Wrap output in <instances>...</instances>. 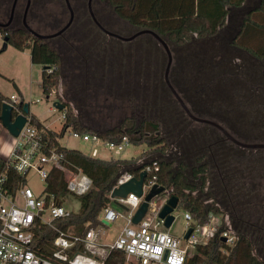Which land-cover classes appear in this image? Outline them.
Returning a JSON list of instances; mask_svg holds the SVG:
<instances>
[{"label":"trees","instance_id":"16d2710c","mask_svg":"<svg viewBox=\"0 0 264 264\" xmlns=\"http://www.w3.org/2000/svg\"><path fill=\"white\" fill-rule=\"evenodd\" d=\"M27 1L29 4L25 25L41 35H50L62 29L69 20L64 23L61 20L69 10L65 0H56L59 11L54 16L39 11L51 0H17L10 23L5 28H0V35L7 38L8 45L20 52L29 49L31 63L43 66L40 86L46 98L51 93H56L59 84L68 88L62 97H58L64 106L62 112H65L62 135L65 129L71 128L80 133H95L102 139L113 142H120L123 137H127L130 144L145 145L148 151L159 152L167 157L168 142L162 136V124L158 119L134 120L130 117L126 120L129 128L122 129L119 126L105 131H101L89 120L88 109L94 97L97 94L109 96L107 93L113 88L120 96L117 88L123 81L113 71L116 56L110 55L114 50L105 52L96 49L97 46L103 47V42L120 41L108 36L95 23L96 21L104 30L119 35L104 23L110 22L108 16L96 15L93 0L90 1L93 17L87 8L89 0H68L72 11L70 25L60 35L42 41L30 35L23 25ZM12 2L13 0H0V23L8 21ZM106 2L118 19L140 31L154 32L169 46L173 56L172 69L174 71L180 68L183 75L181 81L176 73L173 74L175 77H171L170 85L194 117L217 123L239 142L247 141L228 122L230 116L217 118L219 112L215 110V104H221L228 112L230 109L234 111L238 121L243 122L246 118L247 125L251 126L255 124V118L249 110L258 111L257 115L264 114V0H259L257 6L246 12V0ZM143 36L155 40L150 34H141L135 39ZM51 39L55 40L53 47L48 43ZM99 42L102 43L99 45ZM106 55L107 61L111 62L109 67L104 65ZM137 66L140 68V65ZM123 84H126L123 87H133L130 95L137 104H144L148 99L150 87H145V80L142 81L141 76L135 75ZM198 89H201L199 91L202 96ZM123 92L127 93L124 94L127 98L130 91L124 89ZM165 96L180 109L178 113L183 129L187 125L197 124L183 111L168 86ZM5 100L0 94V107ZM23 105L24 102L20 101L18 109L22 110ZM30 123L41 131L48 147L61 153L63 157L64 170L52 168L48 172L45 194L53 195L56 204L64 206V199L71 196L66 189L71 174L80 170L92 182L86 194L76 197L80 210L72 212L57 224L63 231L71 228L72 236L82 239L89 228L96 229L102 225L99 215L111 202L108 195L117 177L124 172L137 177L143 165L137 164L139 158L106 161L61 148L56 142L55 133L43 129L34 117H30ZM215 129L212 127L214 132H219ZM187 131L190 135L187 149L196 158L185 156L187 161H181L180 167H191L190 174L173 169V158L170 156L164 160L150 159L144 163H158L157 184L170 190L171 196L178 200L177 209L190 213L194 224L204 223L213 212L225 215L230 226L225 228L236 238L231 249L219 236L210 239L206 245L195 246L187 264H264V259L258 258L254 253L256 248L264 257V153H213L215 146L222 147L224 144L237 149L224 135L208 145L207 151L212 153H193L196 146L195 133L190 129ZM260 141L264 142L263 139ZM148 153L145 152L143 156ZM206 156L209 157L210 164L203 160ZM3 171L10 188L26 183L24 176L17 175L0 157V174ZM189 176L197 179L200 186L189 181ZM196 190L198 193L194 195ZM54 239L55 234L47 227H41L36 232L34 246L40 252L50 255L54 251ZM223 250H228L227 255H223ZM83 251V242H76L68 252L71 256ZM124 262L125 255L122 252L112 251L105 264Z\"/></svg>","mask_w":264,"mask_h":264},{"label":"rangeland","instance_id":"374dc122","mask_svg":"<svg viewBox=\"0 0 264 264\" xmlns=\"http://www.w3.org/2000/svg\"><path fill=\"white\" fill-rule=\"evenodd\" d=\"M21 1L22 0H20V2ZM258 2L259 0H246L244 8L245 11H242L246 12V10L257 6ZM87 8L89 12V3ZM93 8L94 11L96 10V15H98L99 17L103 15L108 16L110 22L106 21L104 23L107 24L108 29L116 31L120 35V37L129 38L140 31L139 29L132 28L124 21L118 19L116 15L112 13V8L109 6L106 0H93ZM39 11L41 13H51V15L53 16L57 15L59 11L58 4L56 0H51L50 2L45 3L42 10ZM68 20L69 12L67 11V14L63 18V20H61V22L64 23ZM135 38L130 41H122L119 39L120 41L111 43H108V41H106L103 42V47L97 46L96 48L105 52L114 50L110 55V57L116 56V61L113 62V71H116L120 80H123L119 88H117L120 91V96L115 92V88H113L111 89V92L107 93L109 94V96H98L99 94H97L94 97V100L90 102L91 107L88 109V114L90 117L89 120L93 122L96 127L100 128L101 131L109 130L119 126H121L122 129H125L130 127V125L126 122V120L130 117H132L134 120H141L142 118L158 119L162 124V136L168 142V149L166 151V153H168L167 157L170 156L173 158V169H175L176 171L181 170L187 175L190 174L191 167L181 168V161H187L185 159V156L187 157V155L196 158V156L192 155V153L189 152L191 150L187 149V145H189L190 143V135L187 129H190L193 133H195L196 146L195 148H193V153H264V149H245L236 146L230 141L229 142L233 144V146L237 149L230 148L228 144H224V146L222 147L215 146L214 149H212V152L207 151L208 145L211 142L224 137L223 134L220 133V131L214 132L212 130V127L208 128L210 127V125L207 126V124H201L197 122V124L187 125L188 127L186 126V128L183 129L182 125L180 124L182 122L180 120L181 116L178 113V110L180 111V109H178L175 104L172 103L171 99L168 100V98L165 96L167 83L165 81L164 74L168 58L164 48L154 37L153 38L156 41H152L147 36H143L138 40ZM54 41V39L48 40V43L51 47H53ZM101 43L102 42H99V45ZM2 46L3 36L0 35V94L4 97V99L7 100H9L11 96H14L18 100H20V94L18 90L20 88V90L24 91L23 102L24 104L28 105L29 114L43 115L42 117H40V121L44 126L48 128L49 131L57 135L56 142L58 146L67 150L78 151L84 155H90L92 149L95 147L97 149L96 159L106 161H129L139 158V161L144 159L142 160V162H146L150 159H158L160 161L167 158L166 156H162L159 152L148 151V148L145 145L129 144L121 152L108 151L101 145L92 146L91 144L82 141L80 138L72 137L68 134V130H71V128L62 135V129L64 126L62 110L54 108L53 103L59 102L58 97H62V94L65 93L68 88L59 84L56 93L53 92L49 95L48 98H46V95L43 94L40 86L43 66L31 63L29 49L24 50V52H20L15 50L10 45H7V48L5 50H2ZM138 53L142 54L141 57L140 54L137 57ZM105 57L106 61L104 62V65L106 67H109L111 62L109 63L107 61V55ZM171 58L172 61L169 67L168 80L169 82H171V77L173 79L175 77L173 76V74L176 73V75H178L177 77L182 81V71L180 70V68L173 71L172 55ZM136 64L140 65V68ZM114 73L115 72H113V74ZM135 75L141 76L142 81L145 80V87H150V91L148 90V99L144 101V104H137L133 101V97L132 95H130L132 94L133 87H123V85H126L123 84V82L130 81L132 78H134ZM136 84H138V82ZM124 89L125 91H130L128 94L129 98H126V96H124V94H127L126 92H123ZM199 90L201 89H198V91ZM199 93L202 96V92L199 91ZM262 102H264V98L262 99ZM209 107H212V105H210ZM49 108H51V112L47 111V109ZM215 108V110H218L219 112V117L217 116V118H227L230 116L229 118L231 119H229L228 122L233 124L234 128L236 127V129L239 130V132L237 130L238 135L247 140L243 143L264 144V142L260 141L261 139L264 140L263 113H259L260 115H257L258 111L249 110V113L254 115L252 117L255 118V124L251 126L247 125L248 121H246V118L243 122L238 121L237 117L234 115V111H232L231 109L228 112L223 109L224 107L221 104L218 103L215 104ZM246 125L248 126V128H246ZM7 136L8 133L0 125V146H2ZM238 148L241 150L239 151ZM145 152L149 153L143 156ZM203 160L207 161V163L210 164L208 156H206ZM209 167L211 170L212 168L210 165ZM189 181L196 184L197 187L200 186L199 181L195 178L189 176ZM25 182L33 190L34 194L40 196L45 195V183L40 179L38 173L35 170H31L28 172L25 177ZM197 193V190L193 192L194 195ZM114 207L122 216L117 219L112 227L99 226L96 229V232L98 233V247L103 250H106L107 246H110L114 242L120 229L126 223L125 210L116 205H114ZM64 208L70 210L73 213H77L80 210V203L78 198L68 196ZM183 213V210L176 209L173 213L174 221L172 222L171 227L169 229L160 227V229L164 232H167L172 237H183L186 231V222L183 218ZM211 214L218 216V218L222 217L223 226H227L228 228H230L228 218L225 215H220L215 212ZM67 232L70 234L73 233L71 228H68ZM231 248L232 247L229 246V249ZM254 250V253L258 256V258L264 259L262 254H260L256 248ZM227 252L228 250L222 251L223 255H227ZM124 264L134 263L125 258Z\"/></svg>","mask_w":264,"mask_h":264},{"label":"built area","instance_id":"2783aa9c","mask_svg":"<svg viewBox=\"0 0 264 264\" xmlns=\"http://www.w3.org/2000/svg\"><path fill=\"white\" fill-rule=\"evenodd\" d=\"M47 71L50 72V69ZM19 102L14 96L3 101L12 107V119L22 112L18 109ZM62 118L65 119V112H62ZM67 130L65 129L64 133ZM68 134L92 146L101 145L114 152H121L130 144L127 137H123L120 142H113L102 139L95 133H80L71 129ZM87 156L96 158L97 149L94 147ZM0 157L17 175L25 178L29 171L35 170L44 183L50 169L64 170L62 154L48 147L41 131L30 123L29 116H26V123L16 137L8 134L0 146ZM141 171L146 173L142 196L128 194L125 198L110 197L115 188L134 177L124 172L117 177L108 195L110 204L99 215V221L107 223H101V226L112 227L122 216L114 205L123 207L126 212L125 225L106 250L98 247L97 228H89L82 239L63 231L57 224L68 218L72 212L63 205L56 204L53 195L34 194L26 183L14 189L10 188L3 171L0 174V264H105L112 251L122 252L125 258L134 264H187L191 250L197 245H206L215 236H219L221 240L225 239L224 243L228 248L234 246L235 236L223 227V218L213 214H209L204 223L194 224L191 214L184 212L186 230L192 229L187 240L183 237H172L161 230L160 227L164 226L159 213L171 197L170 190H164L151 199L144 217L138 224L133 225L131 219L143 197L154 185H158L156 181L159 165L156 161H151L143 164ZM91 184V180L77 170L68 179L67 193L73 197H81L89 191ZM41 227H47L55 234L54 251L50 255L40 252L34 246L36 232ZM76 242H83L84 251L70 256L68 251Z\"/></svg>","mask_w":264,"mask_h":264},{"label":"water","instance_id":"95a60500","mask_svg":"<svg viewBox=\"0 0 264 264\" xmlns=\"http://www.w3.org/2000/svg\"><path fill=\"white\" fill-rule=\"evenodd\" d=\"M65 1H66L67 8L70 12L69 21L66 23V25L62 29H60L56 33H53L50 35H41V34L33 32L32 30H30L26 27L25 15L27 12L28 4H29V1H27V5L25 7L24 15H23V25L26 27V29L28 30L30 35H32L33 37H35L39 40L44 41V40L53 38L55 36H58L64 30H66L72 21V11H71V8L69 6L68 0H65ZM90 1L91 0H89V2H88L89 3V13L93 17V14H92V11L90 8ZM16 3H17V0H13L12 5H11L9 19L6 23H0V28H5L10 23L14 9H15V6H16ZM94 21H95V19H94ZM95 23L108 36L120 39L122 41H130V40L134 39L135 37H137L141 34H150L151 36H153L162 45V47L164 48V50L167 54L168 62H167L165 74H164L167 86L169 87L173 96L175 97V99L179 103L180 107L188 115V117L190 119H192L194 122L201 123V124H207V125H210V126L216 128L218 131H220L225 136V138L228 141H230L231 143L235 144L238 147L245 148V149H264V144H262V143L261 144H246V143L239 142L235 138H233L223 127H221L217 123L209 121V120H205V119L196 118L189 112L188 108L186 107V105L184 104L182 99L179 97V95L171 87L170 82L168 80L169 67H170L171 61H172L170 50H169L168 46L166 45V43L164 41H162L154 32H152L150 30H142V31H138L136 34H134L133 36H131L129 38H123V37H120L116 34H113V33H110L108 31L104 30L101 26L98 25V23L96 21H95ZM7 45H8L7 44V38H3L2 50H5L7 48ZM53 107L58 109V110L64 109V106L62 105L61 102H54ZM28 115H29L28 105L24 104L22 107L21 114L17 115L14 119H12V107L7 103H2V105L0 107V125L8 134H10L13 137H16L18 135L19 131L24 126V124L26 123V116H28ZM145 178H146V173L141 171L139 173L138 177H132L128 182H126V183L120 185L119 187L115 188L112 191L110 197L112 199L125 198L128 194H135L137 197H141L142 196V184H143ZM164 190H165L164 187H162L160 185H154L150 189V191L143 197L142 203L140 204L138 209L135 211V213L131 219V223L133 225L138 224L141 221V219L144 217V215L147 211V208H148V202L151 199H153L154 197L163 193ZM177 206H178L177 198L174 196H171L168 199L167 203L162 207V209L159 213V218L161 220H163V226L165 229H169L172 222L174 221L173 212L177 209ZM120 208L123 209V207H120ZM101 223L103 225H107V223L103 220L101 221ZM191 231H192L191 228L186 230V232L183 235L184 240L188 239ZM222 241L225 242V239H222Z\"/></svg>","mask_w":264,"mask_h":264},{"label":"crops","instance_id":"0c3cea01","mask_svg":"<svg viewBox=\"0 0 264 264\" xmlns=\"http://www.w3.org/2000/svg\"><path fill=\"white\" fill-rule=\"evenodd\" d=\"M24 52V51H23ZM30 55V54H29ZM19 94H20V100L19 101H24V91H22V90H20V88H19ZM47 111L48 112H51V108H49V109H47ZM43 115H40V114H29V117H34L38 122H40L41 123V125H42V128L43 129H46V130H48V128L46 127V126H44L43 124H42V122L40 121V117H42ZM7 139V138H6ZM142 160H144V159H142ZM142 160H138L137 161V164H140V165H143V164H145L144 162H142Z\"/></svg>","mask_w":264,"mask_h":264}]
</instances>
